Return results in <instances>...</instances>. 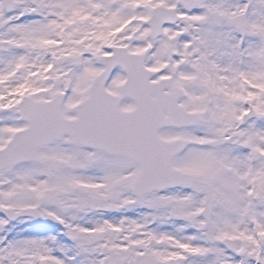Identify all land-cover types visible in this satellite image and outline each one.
<instances>
[{
	"label": "snow or ice",
	"instance_id": "snow-or-ice-1",
	"mask_svg": "<svg viewBox=\"0 0 264 264\" xmlns=\"http://www.w3.org/2000/svg\"><path fill=\"white\" fill-rule=\"evenodd\" d=\"M0 264H264V0H0Z\"/></svg>",
	"mask_w": 264,
	"mask_h": 264
}]
</instances>
